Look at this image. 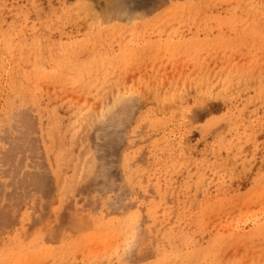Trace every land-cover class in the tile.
Segmentation results:
<instances>
[{
	"label": "rangeland",
	"instance_id": "1",
	"mask_svg": "<svg viewBox=\"0 0 264 264\" xmlns=\"http://www.w3.org/2000/svg\"><path fill=\"white\" fill-rule=\"evenodd\" d=\"M0 152V264H264V0H0Z\"/></svg>",
	"mask_w": 264,
	"mask_h": 264
},
{
	"label": "bare ground",
	"instance_id": "2",
	"mask_svg": "<svg viewBox=\"0 0 264 264\" xmlns=\"http://www.w3.org/2000/svg\"><path fill=\"white\" fill-rule=\"evenodd\" d=\"M77 4V3H76ZM174 17V16H173ZM172 17V18H173ZM126 23V22H125ZM88 28V27H87ZM94 49V48H93ZM98 50V49H97ZM56 51V50H55ZM19 63V62H18ZM40 94V93H39ZM107 111V110H106ZM91 122V121H90ZM8 129V128H7ZM25 141V140H24ZM26 144V143H25ZM28 144V143H27ZM20 148V147H19ZM24 149V148H23ZM22 150V149H21ZM1 153V152H0ZM4 157V156H3ZM0 165H1V163H0ZM3 165V164H2ZM2 177V176H1ZM22 189V188H21ZM261 201V200H260ZM247 207V206H246ZM134 215V214H133ZM132 217V216H131ZM126 221V220H125ZM238 222V221H237ZM131 225L133 224V222L131 223V222H129ZM116 225V224H115ZM26 226V225H25ZM242 226V225H241ZM127 229H128V227H127ZM236 229H238V228H236ZM239 230V229H238ZM136 233H137V231H136ZM140 239V238H139ZM130 241V240H129ZM231 241V240H230ZM237 243V242H236ZM264 255V254H263Z\"/></svg>",
	"mask_w": 264,
	"mask_h": 264
}]
</instances>
